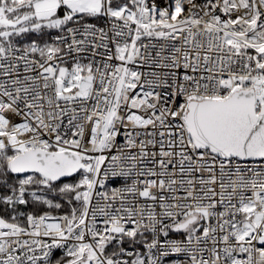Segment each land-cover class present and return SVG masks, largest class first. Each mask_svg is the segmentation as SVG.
<instances>
[{
	"label": "snow or ice",
	"instance_id": "1",
	"mask_svg": "<svg viewBox=\"0 0 264 264\" xmlns=\"http://www.w3.org/2000/svg\"><path fill=\"white\" fill-rule=\"evenodd\" d=\"M0 264H264V0H0Z\"/></svg>",
	"mask_w": 264,
	"mask_h": 264
}]
</instances>
